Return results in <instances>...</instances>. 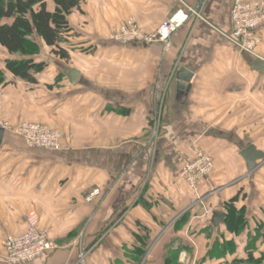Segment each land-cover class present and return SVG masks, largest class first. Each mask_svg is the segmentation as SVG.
<instances>
[{
    "label": "crops",
    "instance_id": "1",
    "mask_svg": "<svg viewBox=\"0 0 264 264\" xmlns=\"http://www.w3.org/2000/svg\"><path fill=\"white\" fill-rule=\"evenodd\" d=\"M202 0H81L69 15L70 31L60 46L65 61L41 39L47 63L36 82L6 68L13 58L0 46V122L30 120L63 133L58 152L29 148L5 131L0 143V264L4 241L28 228L37 213L57 248L22 264H134L127 252L137 236H148L141 264H165L180 249V264H230L264 254V158L248 169L241 151L255 145L264 153V26L258 57L242 52L233 34V0H207L202 18L190 16L170 42L122 44L111 38L132 19L147 32L186 6ZM50 11L53 0H47ZM194 73L187 89L178 86L180 68ZM70 69L79 74L71 81ZM163 110L159 138L151 123ZM199 151L209 153L213 173L194 191L179 172ZM94 193V195H93ZM91 200L88 198L91 196ZM238 196L246 227L229 232L212 224L215 211ZM207 207L213 213L204 216ZM215 241L234 243L225 253Z\"/></svg>",
    "mask_w": 264,
    "mask_h": 264
},
{
    "label": "built area",
    "instance_id": "2",
    "mask_svg": "<svg viewBox=\"0 0 264 264\" xmlns=\"http://www.w3.org/2000/svg\"><path fill=\"white\" fill-rule=\"evenodd\" d=\"M206 1L202 0L201 4L195 8L186 6V11L180 10L170 19L164 21L155 32L145 31L134 20L130 19L121 24L118 30L111 34V38L122 44L132 42L151 44L158 41L169 44L170 35L188 17L194 16L203 19L202 10ZM231 21L233 34L229 36V39L240 51L258 57L257 50L262 43L259 29L264 26V0H233ZM162 115L163 110L160 105L151 123L153 139L160 136ZM0 128L22 137L29 148L46 149L52 152H58L63 148V133L47 124H32L23 121L18 125H11L8 122L1 121ZM214 167L213 157L205 151H199L194 159L183 165L179 177L187 182L194 191H198L199 184L213 173ZM93 195L88 200H91ZM212 213V208L207 207L204 216L210 217ZM27 224L28 228L25 233L10 235L4 241V259L11 264H22L35 260L57 248L56 243L50 238L49 228L41 224V220L36 213L33 212L27 215ZM86 254L87 252L84 249L80 251V262H83Z\"/></svg>",
    "mask_w": 264,
    "mask_h": 264
},
{
    "label": "trees",
    "instance_id": "3",
    "mask_svg": "<svg viewBox=\"0 0 264 264\" xmlns=\"http://www.w3.org/2000/svg\"><path fill=\"white\" fill-rule=\"evenodd\" d=\"M55 9L50 11L47 0H0V46L6 49L13 58L6 60L7 70L14 77L35 83L36 75L42 73L47 63L38 61L34 56L40 54L41 39L47 46L52 47V52L59 58L68 61L69 53L60 46L64 35L70 31L68 17L75 9H79L81 0H53ZM238 196L226 203L227 215L225 224L229 232L236 234L244 231L246 227L245 209H237L234 203ZM258 236H252L248 243V257L235 259L230 264H264V254L255 257L253 250L256 248ZM149 245L148 236H137L133 249L128 251L134 264H141ZM233 251L234 243L225 241L220 244L215 241L210 250ZM180 249H170L165 264H180L178 256Z\"/></svg>",
    "mask_w": 264,
    "mask_h": 264
},
{
    "label": "water",
    "instance_id": "4",
    "mask_svg": "<svg viewBox=\"0 0 264 264\" xmlns=\"http://www.w3.org/2000/svg\"><path fill=\"white\" fill-rule=\"evenodd\" d=\"M255 68L258 71L264 72V60L258 57L255 63ZM79 74L78 70L76 69H70L67 73L68 77L71 81H74L76 76ZM194 73L191 71H188L185 68H180L176 78L178 80V86L181 89H187L188 84L190 83L191 79L193 78ZM5 130L3 128H0V143L2 142V139L4 137ZM242 157L245 159L248 169L253 170V168H256V161L262 160L264 158V153L261 152V150L257 149L255 145H249L246 148H244L241 151ZM226 218V212L223 211H215L213 213L212 217V224L219 225L223 224Z\"/></svg>",
    "mask_w": 264,
    "mask_h": 264
},
{
    "label": "rangeland",
    "instance_id": "5",
    "mask_svg": "<svg viewBox=\"0 0 264 264\" xmlns=\"http://www.w3.org/2000/svg\"><path fill=\"white\" fill-rule=\"evenodd\" d=\"M171 18V17H170ZM169 18V19H170ZM121 26V25H120ZM119 26V27H120ZM140 26V25H139ZM141 27V26H140ZM142 28V27H141ZM142 29H144V28H142ZM145 30V29H144ZM146 31V30H145ZM174 34V32L170 35V37H169V42H170V39H171V37H172V35ZM166 45H168V44H166ZM23 121H28V122H30V123H32V124H36V123H39V122H34V121H30V120H23ZM23 121H21V122H23ZM20 122V123H21ZM19 123V124H20ZM18 125V124H17ZM62 145H63V140H62ZM35 213V212H34ZM30 214V213H29ZM37 214V213H36ZM38 216H39V214H37ZM39 218H40V216H39ZM40 220H41V218H40ZM42 224V223H41ZM44 227H46V226H44ZM48 228V227H47ZM50 230V229H49ZM86 251V250H85ZM87 252V251H86ZM86 260H87V254L85 255V257H84V259H83V262H81V264H85L86 263Z\"/></svg>",
    "mask_w": 264,
    "mask_h": 264
}]
</instances>
